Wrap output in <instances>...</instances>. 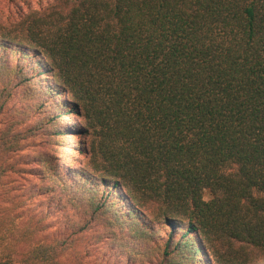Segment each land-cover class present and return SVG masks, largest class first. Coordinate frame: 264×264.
<instances>
[{
	"label": "trees",
	"instance_id": "1",
	"mask_svg": "<svg viewBox=\"0 0 264 264\" xmlns=\"http://www.w3.org/2000/svg\"><path fill=\"white\" fill-rule=\"evenodd\" d=\"M14 93L44 143L5 163L0 132V264H65L8 170L118 254L264 264V0H51L0 20V112Z\"/></svg>",
	"mask_w": 264,
	"mask_h": 264
},
{
	"label": "rangeland",
	"instance_id": "2",
	"mask_svg": "<svg viewBox=\"0 0 264 264\" xmlns=\"http://www.w3.org/2000/svg\"><path fill=\"white\" fill-rule=\"evenodd\" d=\"M51 0H0V20L17 19L30 9L40 8ZM38 112L28 113L26 103L21 101L17 94L6 102L0 112L1 134L9 127V134L23 146L22 150L6 152L3 157L5 163L16 164L20 155L31 156L34 152L43 150V128L38 125ZM69 122L76 121L70 115L65 117ZM80 157V155H79ZM21 166V165H18ZM25 167V166H23ZM35 176L25 172H6L5 182L10 194H17L21 200L18 210L23 209L36 217H43L46 228L37 233V238L48 240L52 236L63 241V255L60 257L65 264H156V260L148 262L143 255L118 254L104 237H99V229L86 223L85 216L74 211L71 207L59 209L57 201H49L47 197L35 193ZM161 238V239H160ZM163 242V237H156Z\"/></svg>",
	"mask_w": 264,
	"mask_h": 264
}]
</instances>
